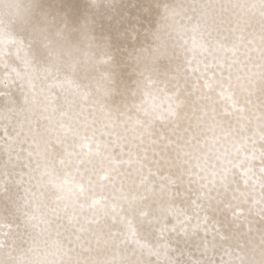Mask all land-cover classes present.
Returning <instances> with one entry per match:
<instances>
[{
    "label": "snow or ice",
    "instance_id": "obj_1",
    "mask_svg": "<svg viewBox=\"0 0 264 264\" xmlns=\"http://www.w3.org/2000/svg\"><path fill=\"white\" fill-rule=\"evenodd\" d=\"M0 264H264V0H0Z\"/></svg>",
    "mask_w": 264,
    "mask_h": 264
}]
</instances>
